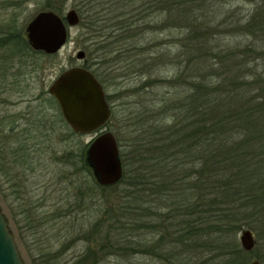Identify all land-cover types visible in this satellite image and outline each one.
Returning a JSON list of instances; mask_svg holds the SVG:
<instances>
[{"label": "rangeland", "instance_id": "374dc122", "mask_svg": "<svg viewBox=\"0 0 264 264\" xmlns=\"http://www.w3.org/2000/svg\"><path fill=\"white\" fill-rule=\"evenodd\" d=\"M4 1L7 4L13 0ZM93 1L91 4H95L94 8L99 12L97 16L101 20L96 23L98 31L101 29L100 24L111 25L110 28L113 27L114 30L118 28V37L113 39L123 38L114 44L113 55H117V50L122 49V57L115 63L107 62L103 67L99 66L98 56L103 49H97L92 44L93 40H87L89 31L86 32V26L81 24L70 29L67 43L54 55L19 52L18 57H13V52L10 53L12 47L0 52L1 63L8 68H4L8 71L6 76H0V147L5 146V157L0 161L5 167L3 171L0 166V207L8 219L26 264H45L47 260L71 264L78 255L92 246L91 236L88 240L82 236L84 233L88 235L93 225L100 220L116 227L111 233L113 240L120 243L121 249L117 253L106 255L99 264H199L202 260H197L196 256L191 257L193 253L185 258L175 257L180 248L172 235L169 238L166 236L169 241L165 240L162 247L164 249L158 257L129 250V242L132 245L138 242L147 245L154 243L159 235V231H156L159 227L129 229V222L132 221L129 218V201L133 202L127 195L129 190L123 185L103 190L92 175L81 168L80 157L95 134L74 133L48 93L50 84L63 70L75 65L90 68L103 84L106 99L110 98L113 118L107 128L115 134L124 159L129 163L134 155L131 152L134 140L140 135V139L146 136L140 128L146 126L150 119L168 121L167 115L162 113V107L169 105L175 98H183V89L175 87L170 80L182 69L179 68L180 60H186L190 54L183 46V39L190 30L186 25L189 20L181 16L182 7L187 5H178L169 15L167 10L162 9L168 3L166 0ZM15 2L16 6L8 4L0 10V27H15L18 32L23 33L31 18L49 4L57 5L59 14L64 16L72 8L79 12L78 8L82 6L83 11L86 10L82 2L86 4L87 0ZM88 13L91 12L87 11L86 15ZM263 14L264 0H199L194 4L193 11L195 19L199 18V22L207 23L213 28L211 44L219 46V51L227 49L236 52H242L249 44H253L258 50L264 49V32L260 31L261 28L264 29ZM253 15H256L254 23L258 24L254 27H259L260 30L245 32V25ZM81 22L83 24L85 20L81 19ZM127 22L130 25L128 32L118 35L121 32L119 27ZM107 26L103 32H97L98 40L102 38L100 33L110 32ZM135 32L138 34L134 36ZM130 36H134V40ZM135 40H138L139 52L136 49L129 52V46L136 44ZM80 49L85 52L84 60L76 58ZM136 53L138 65L135 69H139L138 71H134L131 64L129 67V61L134 59ZM163 53L166 58L159 65L149 68L148 65L153 64L152 60L141 61L142 58H152ZM129 54L132 55L130 59ZM195 62L196 60L194 64ZM185 63L184 61L183 66ZM254 65L257 70H264V59L256 60ZM195 69L196 66L193 65V70ZM177 94L180 97H176ZM39 121L47 122L49 126L36 127L35 123ZM11 122L15 126L12 130ZM18 142L26 145L30 156L32 153L33 169L31 164L29 167L15 164L14 169L9 170L15 160L11 151L17 148ZM17 177L19 182H16ZM28 216L35 220L29 221ZM155 222L163 223L168 228L173 223L166 217ZM132 223L133 228L139 224L134 221ZM165 229L166 227L161 228L163 234ZM242 230L234 236L240 246ZM252 231L259 241L257 233ZM261 237L260 244L264 242V236ZM41 251L48 253V256L41 257ZM167 252L170 255L166 256ZM253 259L257 258L249 253L246 264Z\"/></svg>", "mask_w": 264, "mask_h": 264}, {"label": "trees", "instance_id": "16d2710c", "mask_svg": "<svg viewBox=\"0 0 264 264\" xmlns=\"http://www.w3.org/2000/svg\"><path fill=\"white\" fill-rule=\"evenodd\" d=\"M166 1L168 3L162 9L169 15L178 5H187L182 7L180 14L189 20L186 25L190 30L183 39V46L190 54L186 60H180L179 68L182 69L170 80L175 87L183 89V98H175L162 107L168 121L154 118L140 128L146 136L140 139V135L134 140L131 146L134 147L131 150L134 155L129 163L120 150L124 170L121 181L109 187H99L109 190L123 185L129 190L127 195L133 201H129V218L139 223L133 228L132 221L129 222V229H155L157 226L160 229H156L159 235L151 245L143 242L132 245L129 242L130 251L158 257L165 240L168 242L172 235L180 248L175 257L185 258L193 253L191 257L202 260L199 264H246L249 253H252V257L264 264V242L260 244L261 236H264V70L259 71L254 65L256 60L264 59V49L258 50L249 44L242 52L224 48L219 51V46L210 43L213 28L193 17L194 4L199 0ZM93 2H82L84 9L91 12L87 15L81 5L78 8L81 19L85 20L80 24L89 29L87 40H93L92 44L97 49H103L98 56V64L103 67L105 63L113 64L122 57V49L117 50V55L113 53L115 42L123 38L115 40L118 37L116 28V34L97 39L96 23L100 18L95 4H91ZM46 8L59 13L57 5L49 4ZM255 18L253 15L245 25V32L260 30L256 28ZM262 24L264 27V22ZM129 26V22L120 26L118 35L128 32ZM260 31L264 32V29ZM134 36H130L131 39ZM14 38L20 53H42L29 46L23 33L16 34ZM135 41L136 44L129 46V52L135 49L139 52L138 40ZM137 55L134 54V59L129 61L132 69L138 65ZM165 55L148 56L141 61L152 60L153 64L148 65L150 68L164 62ZM131 56L129 54V59ZM176 97L180 96L177 94ZM107 99L110 102V98ZM35 126L41 127V122ZM4 147H0V161L5 157ZM85 150L80 157L81 168L91 174L84 161ZM11 153L15 160L9 170L14 169L15 164L22 167L31 164L33 169V155L31 153L30 156L23 142H18ZM0 166L4 171L2 163ZM163 217L173 221L169 228L163 223L156 224L155 220ZM34 220L29 217V221ZM162 227H166L164 234ZM245 227L254 230L259 238L251 252H246L234 237ZM115 228L104 220L95 223L91 232L82 236L86 240L91 236L92 246L71 264H99L106 255L117 253L121 248L120 243L113 240L111 232ZM40 256L46 257L48 253L41 251ZM45 264L58 263L47 260Z\"/></svg>", "mask_w": 264, "mask_h": 264}, {"label": "water", "instance_id": "95a60500", "mask_svg": "<svg viewBox=\"0 0 264 264\" xmlns=\"http://www.w3.org/2000/svg\"><path fill=\"white\" fill-rule=\"evenodd\" d=\"M79 23L80 16L75 9L61 16L47 8L31 18L24 33L33 50L53 55L67 43L70 35L68 28L76 27ZM76 58L83 60L85 52L78 50ZM48 93L58 103L65 122L74 133L95 134L84 154L85 164L91 170L95 182L102 187L120 182L124 173L120 147L115 134L107 128L113 110L95 74L84 66H71L53 80ZM239 239L246 252L256 247L257 240L250 229H243ZM0 264H26L1 207ZM249 264L261 263L253 259Z\"/></svg>", "mask_w": 264, "mask_h": 264}, {"label": "flooded vegetation", "instance_id": "af4514ba", "mask_svg": "<svg viewBox=\"0 0 264 264\" xmlns=\"http://www.w3.org/2000/svg\"><path fill=\"white\" fill-rule=\"evenodd\" d=\"M84 3V2H83ZM82 3V4H83ZM13 5V6H16L17 5V2H15V0H13L12 2H10V3H7L6 4V1H4V0H0V10H2L3 8H5V6L7 7V5ZM84 5V4H83ZM72 9H74V8H72ZM76 10V9H75ZM87 8H86V10H84L85 12H84V14H86V12H87ZM77 11V10H76ZM78 12V11H77ZM78 14H79V16H80V13L78 12ZM80 19H81V16H80ZM105 20H107V19H105ZM101 21V20H100ZM105 22H108V21H105ZM111 22V21H110ZM79 25H80V23H79ZM106 26L107 25H103V26H101V29H100V31H102V30H105L106 29ZM84 27H85V25H84ZM109 29H110V32L108 33V34H114L115 33V30H114V28L113 27H111L110 28V26H107ZM73 28H75V27H73ZM73 28H68V30H69V33H70V29H73ZM85 31L86 32H88L89 31V29L88 28H86L85 27ZM100 31H98V32H100ZM103 32V31H102ZM19 33H21V32H18V30H17V28H15V27H13V28H1L0 27V52H2L3 50H5V48L7 49V47H12L11 49H12V51H11V49H10V53L11 52H13V57H18V53H19V47H18V45H16V39L14 38L15 36H16V34H19ZM24 34V37H25V33H23ZM108 34H105V33H100V37H102L101 39H103V38H106V36L108 35ZM96 35H97V33H96ZM97 37H99V36H97ZM26 38V37H25ZM27 40V39H26ZM28 43V42H27ZM18 47V48H17ZM82 50V49H81ZM4 52V51H3ZM1 58V57H0ZM3 59V58H2ZM85 68H87V69H90V68H88V67H86V66H84ZM7 70L8 68L5 66V67H3V64L1 63V59H0V71H2L1 73H0V76H6V74H7V72L8 71H6L5 69ZM96 76V75H95ZM97 77V76H96ZM97 79H98V77H97ZM98 81L100 82V80L98 79ZM101 83V82H100ZM101 85L103 86V84L101 83ZM103 89H104V86H103ZM52 97V96H51ZM53 98V97H52ZM54 99V98H53ZM55 100V99H54ZM55 102H56V100H55ZM57 103V102H56ZM57 106H58V109H59V111H60V113H61V110H60V107H59V105H58V103H57ZM61 115H62V113H61ZM13 123L14 122H11V125H12V127H10L11 128V130L12 129H14V127L15 126H13ZM49 126V124L46 122H41V127H48Z\"/></svg>", "mask_w": 264, "mask_h": 264}]
</instances>
